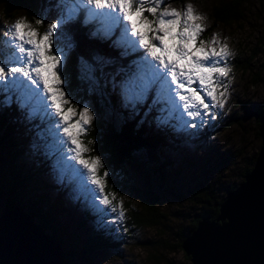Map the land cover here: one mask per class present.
Masks as SVG:
<instances>
[{"label": "snow or ice", "instance_id": "6c2138e0", "mask_svg": "<svg viewBox=\"0 0 264 264\" xmlns=\"http://www.w3.org/2000/svg\"><path fill=\"white\" fill-rule=\"evenodd\" d=\"M56 8L57 18L46 31L19 18L0 36V106L15 103L29 120L47 121V147L56 156L58 180L75 182L78 193H90L119 222L125 218L123 200L106 191L109 172L100 156L88 155L93 149L83 140L95 115L87 105L78 110L63 87L68 53L75 47L65 26L83 13L85 25L98 24L90 33L93 38L112 40L121 57L137 54L127 69L115 74L105 73L113 60L96 56L92 63L81 58L80 79L89 93L101 87L97 73L111 75L123 107L138 113L151 98L150 110L160 106L158 125L177 119L183 130L202 127L224 109L231 94L234 53L218 33L201 38L206 17L191 3L178 10L170 0H57ZM116 76H122L118 83Z\"/></svg>", "mask_w": 264, "mask_h": 264}, {"label": "rangeland", "instance_id": "374dc122", "mask_svg": "<svg viewBox=\"0 0 264 264\" xmlns=\"http://www.w3.org/2000/svg\"><path fill=\"white\" fill-rule=\"evenodd\" d=\"M211 1L186 0L179 3L170 0V3L178 10L191 3L198 13L206 17L203 21L206 30L210 27L209 32L205 31L202 36H206V40H209L213 34L218 33V38L228 44L234 53L230 59L231 94L224 109L217 110L216 118L209 120L202 127H189L183 130L180 127L181 122L177 119L161 124L170 128L175 141L169 140L171 144L164 149L162 158H166L169 163L163 166L162 172L158 171L161 172L160 176L156 173L158 177L154 178L151 186L158 198L157 206L161 214L158 222L140 227L127 222V210L130 207L133 209L138 207V195H142L145 184H149V181L146 183L147 168L142 163L143 158L133 156L126 164L127 167H124L127 171L122 172L123 169L118 171L126 173L134 181L131 180L132 188L114 191L117 193V199L123 200L125 218L113 222L115 214L105 209L98 201L94 202L90 193H78L75 182L68 178L62 182L58 180V173L54 170L56 156L50 155L47 147L51 143V137L47 132L48 122L37 117L36 127L33 128L30 138L32 146L41 147L48 153L46 159L49 165L44 175L46 182L50 183L48 193L52 195L56 191L60 192V199L67 206L71 220L84 221V226L76 229L78 235H86L94 224H97L111 236L114 242L113 246L104 252L90 256V260L71 258L62 260L58 264H190L189 256L183 252L177 242L180 235L189 228L190 220L198 211V203L194 197H191V191L195 190L198 184L203 183L212 185L215 188L214 193L222 196L230 186L237 185L243 179L241 172L250 159H254L260 145V137L256 133L258 125L253 114L255 110L264 108V0H242L239 4V19L230 23L212 21L209 7ZM33 3L31 18H27L23 8L18 9L10 18L0 14V36L19 18H26L41 33L46 31L49 24L55 22L58 15L57 0H34ZM37 19H42L43 24L36 25ZM81 19L84 20L83 13ZM89 25L91 32L98 27L96 23ZM109 41L112 43V40ZM116 50L118 53L121 52L119 48ZM96 56L98 55L93 56L92 60ZM136 58L137 54L123 57L124 63L122 61L121 65H116L114 69L116 71L120 68L127 69L131 61ZM92 60L89 62L94 63ZM241 65H244V68ZM105 73L115 74L109 69L105 70ZM121 78L122 76H116L117 83ZM100 80L101 87L95 91V95H105L104 98L107 100V94L112 93L115 101H118L112 107L103 99L93 102L90 96L85 97L80 104H76L73 93L65 89V84L63 87L78 110L87 105L93 111L95 118L106 117L109 114L120 118L133 115L130 109L123 107L120 89L113 88L111 75L100 77ZM2 99L3 97L0 98ZM13 104L23 114L24 122L28 121L27 113ZM117 105L119 109L116 108ZM150 105L151 98L145 105L139 107L148 109ZM159 107L151 108L156 113L153 117L156 125H158L157 117L161 115L158 111ZM124 175L119 174V179H125ZM134 187H139L140 190ZM2 211L0 204V216ZM13 213L10 211L5 213L6 215L3 214V220L10 222L7 216L11 217ZM23 225L30 229L26 223Z\"/></svg>", "mask_w": 264, "mask_h": 264}, {"label": "trees", "instance_id": "16d2710c", "mask_svg": "<svg viewBox=\"0 0 264 264\" xmlns=\"http://www.w3.org/2000/svg\"><path fill=\"white\" fill-rule=\"evenodd\" d=\"M174 1L181 3L186 0ZM241 1L212 0L209 2L212 21L230 23L239 19ZM33 2L34 0H0V14L5 18H10L18 9L23 8L27 18H31ZM90 28L89 24L83 23L81 16L76 22L66 25L65 30L72 37L75 47L68 54L63 72L66 78L65 89L73 93L76 104H80L85 97L90 96L93 102L103 99L112 107L118 102L115 101L112 93H108V98L105 100V95L97 96L95 92H88V85L80 79V60L83 58L91 61L95 55L113 60L115 63L105 68L111 73H115V66L121 65L124 60L109 40L93 38L90 35ZM209 30L210 27L206 31L209 32ZM201 38L207 39L206 36ZM241 67L244 68V65ZM98 77L100 78L99 74ZM116 108L119 109V106L117 105ZM261 109L255 110L253 114L257 125L264 117V108ZM22 115L14 104L7 107L0 106V204L3 208L2 213L6 209L17 208L40 235L58 244L57 251L61 262L71 258L90 260V256L104 252L113 246L114 242L111 236L97 224H94L86 235L76 233V229L84 226V221L71 220L67 206L60 199V192L56 191L52 195L48 193L50 183L44 179L49 165L46 159L48 153L44 152L41 147L32 146L30 137L33 128L36 127L37 118L24 122ZM155 115L152 109L139 107L138 113L128 118L126 116L120 118L117 115L112 117L110 114L102 118L97 117L90 125L86 136L83 137L84 143L93 149L88 155L100 156L105 169L109 172L106 191L114 192L127 187L132 188L133 178L118 171L119 169H123L122 172L127 171L124 167H127L126 164L133 156L137 155L144 159L142 163L146 165L145 178L146 183L149 181V184H145L142 195H138V207L134 209L130 207L127 210V222L137 227L155 224L159 221L161 214L157 206V193L151 186L154 178L158 177L156 173L160 176L163 166L169 163L166 158H162L164 149L171 144L170 142L175 141L169 127L156 125L153 122ZM89 141H94V143L89 144ZM252 162L253 158L244 167L241 172L242 176L248 172ZM103 171L104 169H101V174ZM118 173L125 174L126 180L119 179ZM233 187L232 185L229 189ZM134 189L140 190L139 187H134ZM214 192L215 188L212 185L203 183L198 184L196 189L191 191V197H194L198 203V211L190 220L189 228L180 235L177 245L180 246L181 239L190 232L201 216L210 214L213 217L217 214L221 195Z\"/></svg>", "mask_w": 264, "mask_h": 264}, {"label": "water", "instance_id": "95a60500", "mask_svg": "<svg viewBox=\"0 0 264 264\" xmlns=\"http://www.w3.org/2000/svg\"><path fill=\"white\" fill-rule=\"evenodd\" d=\"M257 133L260 145L243 179L221 196L215 216H201L181 239L180 247L190 264H264V117ZM10 211L14 212L7 216L10 222H5L3 214ZM36 230L17 208L4 210L0 216V264H58V244ZM9 238L12 244L6 241Z\"/></svg>", "mask_w": 264, "mask_h": 264}, {"label": "bare ground", "instance_id": "6f19581e", "mask_svg": "<svg viewBox=\"0 0 264 264\" xmlns=\"http://www.w3.org/2000/svg\"><path fill=\"white\" fill-rule=\"evenodd\" d=\"M6 241L8 242V244H11L10 242V238L9 239H6ZM39 257V256H38ZM41 258V257H40ZM43 258V257H42ZM45 258H49V255H46ZM51 262V261H50ZM52 263V262H51Z\"/></svg>", "mask_w": 264, "mask_h": 264}]
</instances>
